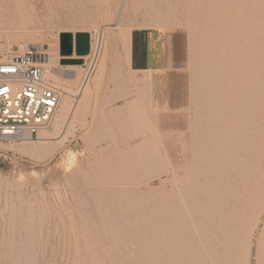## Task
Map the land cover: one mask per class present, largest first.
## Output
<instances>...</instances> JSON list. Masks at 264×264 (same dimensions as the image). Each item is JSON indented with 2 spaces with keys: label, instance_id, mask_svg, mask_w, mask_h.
I'll return each instance as SVG.
<instances>
[{
  "label": "rangeland",
  "instance_id": "1",
  "mask_svg": "<svg viewBox=\"0 0 264 264\" xmlns=\"http://www.w3.org/2000/svg\"><path fill=\"white\" fill-rule=\"evenodd\" d=\"M36 1L6 0L4 5L9 6H0L1 12H4L3 9L8 8V12L18 14L16 11L21 10L20 12L26 14L27 17L24 24L18 20L17 24L7 23L1 25L2 27L0 26V54L13 55L17 53L20 49L17 42L18 39L24 43L26 42L31 47L37 48V50H41V46L46 50L50 48L56 49L57 41H59L58 63L54 62L51 68L52 70L57 69L59 77L57 78L52 75L48 77L62 89V99L59 110L49 125V128L51 126L53 128L56 127V130L51 135L54 139L43 141L40 139L42 137V133H40V138H35L33 141L0 142V264H129L135 258V256L131 258L134 252L136 254L133 255H137L141 263L137 261L138 259H135L133 264H137V262L139 264H155L156 255L153 245L159 244L157 240L159 238L163 239V245L168 244L176 247L181 238L177 234V230H175L176 227L171 222L174 213L178 211H174L173 203L178 201L177 194L179 193L180 186H177L173 182L171 173L163 172L159 176H155L154 169L162 172L173 164L175 168L181 170L185 165V155L187 149L190 148L193 138L192 130L197 128V124H195V122L197 123L196 118L199 119L200 115L203 116L206 113V115L212 116L209 113V109L203 107L205 100L221 102L218 107L225 110L219 109V115L235 112L232 100L233 90L236 87H234L233 83L228 85L229 79H220L223 72L222 65L225 61L224 58L226 59L227 56L225 55L228 52L224 50L222 42H218L219 40L221 41L219 37H216L217 31H215L218 22L212 16L215 14L216 7L220 3L222 4L224 0H207V3L201 0L202 4L198 3L200 0H128L121 21L119 20V13L122 11L121 3L123 0H38L39 3ZM219 1L221 2L219 3ZM232 1L234 4L231 3ZM224 2H227L228 8L229 2L230 6L236 4L238 6L240 4L255 7L257 3L259 4V0H226ZM31 3L38 4L36 9L31 6ZM253 3L255 6H253ZM12 4L16 6H10ZM223 4L225 5V3ZM15 7L18 8L16 9ZM212 10L213 12H211ZM209 14L213 18L209 17ZM204 16L206 19L211 18L213 22L216 21V25L210 20H205ZM250 17H255V15H250ZM118 20L120 21L119 27L111 29L112 31L119 32L120 28L124 27L125 31L130 30L132 36H134L139 31L150 32L158 30L156 26L160 23V25L165 26L163 28L164 31L169 32L170 36L173 37V55L176 58L174 57V61L172 62L173 82L168 109L163 107V109H155L151 106L146 96L142 98L146 94V91L141 90L138 87V83L134 80L129 79L124 82L123 72L126 69H124L126 57H129L130 54L127 53L128 49L123 45L124 43L121 40L118 42L115 40L116 51L108 61L106 75L100 79L95 87H93V83L91 84L93 74L96 71L94 72L93 69L90 75L91 69L89 70V68L91 66L93 68L95 62L94 60L93 65H91L94 58L93 54L95 53V58L97 55L98 46L96 47V45L98 44L99 34L103 27L114 25L118 23ZM204 20L207 22L206 24L203 23ZM175 23L179 25L177 26ZM193 23L196 24L195 27ZM169 24H175L176 26ZM207 26H211L208 27L210 31H208ZM81 31L90 33L96 52L94 50V53L90 57L87 59L83 58V62L80 64L62 63L64 57L61 55L60 50L61 33L71 32L75 35ZM57 34L58 36H56ZM200 35H203L206 39ZM216 38L218 41H216ZM197 45H199V48ZM248 45L246 43V47ZM213 47H216V49ZM217 47L220 49L218 50ZM208 49L210 50L208 51ZM220 51L226 53L224 54ZM217 58L221 61L219 62L222 64L220 65L221 67L218 65L219 59L217 60ZM203 59L205 60L203 61ZM230 63L232 65V62ZM214 65L216 69L218 65L221 71L219 69L216 70ZM195 66L197 69H195ZM233 69L232 66L230 69H225V71L229 72L228 76H232ZM88 72L92 78L90 82L92 88L88 93H82V86L89 76L87 75ZM211 72L214 73V77L217 75L219 80L217 78H214L212 81L209 80L212 85L209 82L206 84L204 81H201L205 78L204 74L207 77L211 75ZM127 73L130 75L131 72L127 71ZM196 80L199 82L198 85H196ZM225 81L228 83L225 84L226 86H224L222 92L220 88L223 87ZM213 82H215L214 85ZM202 84L204 86L207 85L209 88L213 87L211 89L212 92L210 94L206 93V88ZM229 86L232 88L231 92ZM207 95L211 96L208 97ZM228 95L230 96L229 98ZM78 98H82L83 100L80 101L79 106ZM199 101L203 104L199 103ZM222 101L224 105H222ZM194 117L196 121L193 124ZM58 119H61V121L59 120L58 122ZM46 129L48 127L43 130ZM25 144L34 147L47 145L48 149L42 153L28 151L23 148ZM147 149L150 150L147 151ZM146 151L147 153L149 152L148 156ZM71 152H74L76 155V158L73 159L74 162L70 159ZM138 153L146 154L147 157L152 155L153 159L151 158L152 160L147 164L144 163L146 165L150 164L149 168L145 169L144 166L146 165H143L140 161H136L134 164L132 158L139 159V157H136L140 156ZM122 154L129 156L127 157V163L123 162L124 160L121 161L120 157H123ZM68 161L70 162L68 163ZM121 162L124 166L127 164L128 168H132L134 165L137 166V162H140L139 167H134L131 170V173H133L132 178H118L121 175L120 172L125 170L122 169ZM141 164L143 167H141ZM105 165L110 168L108 171L112 172L106 171ZM110 165H112V168ZM108 173H111V177ZM74 176L76 177L74 178ZM116 176L117 178L115 179ZM172 183H174V186ZM134 186L139 193H133L137 198L140 196L138 199H142L141 203L139 200L137 201V198L135 200L132 198L134 197L132 193V195L129 194L128 190L130 189L128 188ZM109 189L110 191L113 189L114 197L116 196L113 201L110 199L115 204L114 208L111 207L113 205L111 202L110 204L107 203L113 194L112 191V193L109 192ZM130 192L132 191L130 190ZM175 192L176 197H174ZM169 193H172V195ZM107 194H110L108 198ZM125 194L126 197L128 195L131 196L129 199L133 204L125 198ZM119 195L124 198L119 197L120 200H118L119 198L117 199V197ZM88 199L90 200L88 201ZM142 201L144 202L143 205ZM89 202L90 204L92 202V205H94L91 209L89 207L92 205ZM136 202L137 205L135 204ZM167 202L168 204H166ZM108 205L111 206L107 207ZM132 205L133 207L134 205L136 206L131 208ZM142 206H144L143 210ZM155 206H158V209ZM86 207L87 210L85 211ZM124 207L128 211L123 209ZM98 208L99 210L96 212ZM137 208L140 210L138 211ZM107 209L109 212L111 211L110 214ZM130 209H134L133 212H137L133 213L132 210L130 212ZM122 210H125L127 215ZM114 211L119 215L116 216L117 214ZM263 212L264 210L260 213L261 217L259 216L258 224L255 226L256 229L254 228L255 232L253 231L250 239L252 241H250V250L249 248L247 250L249 254L245 251L244 258L242 257V261H239L241 264H264ZM111 213L113 214L112 218L120 216L119 221H121V218L126 220H123V224L127 223L125 225L127 227L125 228L121 224L124 226L122 227L120 225L122 221L119 223L117 219H115L117 221L113 222V219L109 217L112 215ZM158 213L160 215L157 216ZM128 215L131 216V219ZM155 215L156 217H154ZM98 218L99 220L101 219L100 222L103 224L99 222ZM132 219L134 220L131 221ZM108 222L110 223L108 224ZM131 222L133 225L135 223L134 227L131 226ZM111 223H116L117 226ZM118 224L121 226L120 228H124L125 230L119 229ZM111 226H116L117 228L114 227L116 231ZM100 227L105 230L100 229L103 232L102 234L99 233ZM129 227L133 228L130 229ZM128 228L132 230L130 234L129 230H126ZM117 229L121 232V236L126 231L128 239L126 238V234H124L123 238L125 237V242L123 238V240L119 238L120 234ZM171 229L174 231L170 232ZM114 231H118V237ZM154 233H158L157 235L160 237L157 238L158 236H155ZM171 234L172 236L174 234L178 236L175 238L174 235L173 238ZM166 240L171 242L168 243ZM128 243H130L128 245L129 248L126 247ZM131 245H133L135 251ZM172 246L171 248H174ZM132 250L134 252L130 255L129 251L132 252ZM152 250L151 254L150 251ZM166 250L170 251V247L168 249L164 247V254L162 255L168 253ZM15 251L16 253L14 254L13 252ZM20 251L24 254H21ZM177 252L175 254L176 257H180L179 250ZM12 254L15 256H12ZM124 256H128V258ZM162 257L164 258L165 256ZM182 262L189 264L190 261L184 259Z\"/></svg>",
  "mask_w": 264,
  "mask_h": 264
},
{
  "label": "bare ground",
  "instance_id": "2",
  "mask_svg": "<svg viewBox=\"0 0 264 264\" xmlns=\"http://www.w3.org/2000/svg\"><path fill=\"white\" fill-rule=\"evenodd\" d=\"M5 1L6 0H2L0 3V6H2V5H3V7L7 6V5H4ZM127 1L128 0H123L121 3V8H122L121 10L122 11L119 13V20L120 21L122 20L123 12H125L124 8L126 6ZM206 1L207 0H204L203 2H206ZM224 1H226V0H224ZM224 1H222V2L225 3V5L223 3L221 4L220 3L221 1H219L220 4L218 5V7H216L217 9L215 10V14L214 15L211 14L214 17V19L215 18L217 19L218 23L216 21L215 22L211 21V18H213V17H211L210 14H209V17H211L210 19H206V17H208V15H206V17L205 16L204 17H205V20H207V21L210 20L215 25L217 23V28L215 30V31H217L216 37L217 38L219 37L221 39V41L220 40L218 41L217 38H216V41L222 42L224 50L227 51L228 53H230V54L227 53L225 55L227 57H226V59L224 58V60H225L224 62L222 60L223 65L221 63H219L221 61L219 58H217V60L219 59L218 65L219 66L222 65V69H223L222 73L220 72L221 70L218 68V65H217V69H216L215 65H214V68L216 70H218V69L220 70L218 72L221 73V77L219 76L221 80L222 79H229L228 85H230V83H233L235 85L234 87H236L233 90V100H232L233 101L232 103L235 107V112H233L231 114L219 115L218 114L219 109L225 110L223 108L218 107L221 104V102L220 101L215 102L216 100L214 102L210 101V100H205L204 101L205 105L203 107H205V109L208 108L209 113H211L212 116L206 115L207 114L206 113L203 116L200 115L199 119L196 118L197 123L195 122V124H197V126H196L197 128L195 127L196 129L192 130L193 138L191 140L190 148L187 149V152L185 155V157H186L185 165L182 167L181 170H178L177 168H175V166L173 164L171 165L170 168H165L162 172H158V171H156V169H154L155 176H159L163 172L171 173L172 178H173V182H175V184H177V186L178 185L180 186V189L178 190L179 193L177 194L178 195V201L173 203V208H175L174 211L175 210H178V211H176L177 213H174V215L171 219V222L173 223L172 225H174L176 227L175 230H177V234L181 238L180 241H178V244L176 245V247L172 246V245H168V244L163 245V243H164V241L162 242L163 239L159 238L160 236L157 235L158 233L157 234L154 233L155 236L157 235L158 236L157 238H159L158 240L156 239L157 242L159 243L158 245L152 244L154 246V252L156 255V257H155L156 259L154 260L155 264H184L182 262V261H184V259H187L188 261H190L189 264H191V263L192 264H235V263H239V261L244 256L245 251H247L248 248L250 247V241H251L250 239L252 237L253 231L255 232L254 228L256 229L255 226L258 224L257 221L259 219L260 213L264 210V0H259V4L257 2H255V3H257V6H255V4L253 3V6H255V7H252L251 5L245 6V5H240V4L237 6L238 3L236 1H234L235 3H237L236 5L231 4L232 6H230V2H229V8L226 5V3L228 1L227 2H224ZM247 1H249V0H247ZM250 1H252V0H250ZM255 1H257V0H255ZM36 2L39 3L38 0ZM198 3L202 4L201 0ZM231 3H233V1ZM249 3H251V2H249ZM195 4L197 5V3H195ZM37 5L35 3H31V6L35 9H36ZM212 5H214V3H212ZM10 6H16V5L12 4ZM204 9H206V8L204 7ZM3 10H4V12L0 11V26L5 25L7 23L17 24L18 20L21 21L22 24H24L27 20L26 14H22L20 12L21 10L16 11V13H18V14H14V13L12 14V13L8 12V8H5ZM168 10H169V8H168ZM213 10L211 12H213ZM240 10H242V11H240ZM185 12H186V10H185ZM202 14H204V13H202ZM250 15H253V16L255 15V17L251 18ZM119 20H118V23H116L114 25H107V26L102 28V31L100 30L101 32L99 34L100 36H99L98 44L96 45V47L98 46L97 47L98 51L96 52V50L94 49L95 48L94 43L92 42V50H91L90 54L83 56V58L87 59L88 57H90L94 53V50H95V52L97 53L95 66L98 65L99 60H101V65L98 67L99 74L103 73V71L105 69V62H106V59L108 56V51L112 47V43L114 40H117V42L119 40H121V42L124 43L123 45H125L128 49V52L127 51L126 52L130 54L131 44H132V33L130 32V30L125 31V28L123 26H122L123 28H120L119 32H115V31L111 30L113 28L119 27V22H120ZM196 20H197V17H196ZM205 20H204V22L203 21L202 22L206 24L207 22ZM197 23L199 24V22H197ZM175 24H169V25L173 26ZM143 25H145V24H143ZM154 25H155V23H154ZM176 25L178 26L179 24H176ZM195 25L196 24H194L193 26L195 27ZM199 26H201V24H199ZM212 26H213V24H212ZM164 27L165 26L160 25V23H159V25L156 26V28H162V29ZM208 27H211V26H207V28ZM200 28H199V30H200ZM105 29H108V30H105ZM208 29L207 30L210 31V28H208ZM211 34H212V32H211ZM207 35H209V34H207ZM213 35H215V34H213ZM56 36H58V34ZM200 36L205 38L203 35H200ZM32 37H33V35H32ZM198 37H196V38H198ZM28 38H29V36H28ZM36 38H38V37L36 36ZM196 38H195V42H196ZM213 40H214V38H213ZM23 41H25V40H23ZM202 41H204V40H202ZM17 42H18V46L20 49H22L26 46H29L26 44V42L24 43V42L20 41L19 39ZM246 43H247V45L249 44L248 47H246ZM203 44H205V43H203ZM217 44H219V43H217ZM199 45H201V44L199 43ZM199 45H197L198 48H199ZM203 46H202V48H203ZM218 46H220V45H218ZM58 47H59V41H57V48L56 49L50 48V49L46 50L41 46V50H38L42 55V59H43L42 62H43L44 67H46V69H47V75L48 76L52 75V76L57 77V78L59 77V72L57 71V69L52 70L51 68L54 65V62H56V64L58 63V57H59L58 56L59 55ZM114 47L115 46H113V48ZM208 47H209V44H208ZM214 49H216V47ZM219 49L220 48H218V50ZM195 50L197 51V49H195ZM209 50L210 49H208V51ZM208 51L206 50V52H208ZM54 52H55V54H54ZM210 52H212V51H210ZM222 52L224 53V51H222ZM43 54H45V56H43ZM93 55L95 56V53ZM74 57H78V55L74 54ZM126 58L128 59L129 57H126ZM213 58H215V57H213ZM128 60H127V62H128ZM204 60L205 59H203V61ZM230 62H232V65ZM199 63H200V59H199ZM200 65H201V63H200ZM198 66H199V64H198ZM231 66L234 68L233 73H231V75L233 77L232 76L230 77V75L228 76L229 72L227 70L225 71V69H230ZM111 67H112V65H111ZM211 67H213V66H211ZM91 68H92V66H91ZM91 68H89V70ZM195 69H197V67ZM196 71H198V70H196ZM203 72H205V71H203ZM87 75H89V72ZM90 75H91V73H90ZM201 75H202V73H201ZM213 75H214V73H212V72H211V75H209L207 77L204 74L205 78H203L204 80L202 79L201 81H204L206 84H207V82H209L210 85H212L209 80L212 81V80H214V78H217V75H215V77ZM89 76L87 77V79L85 80V82L82 86V93H88L91 89L90 82H91L92 78H91V76L90 77ZM96 77H98V76H96ZM228 77H230V78H228ZM136 79H134V80H136ZM142 79H144V78H142ZM145 79H146V77H145ZM94 80H96L95 77H94ZM148 80H149V76H148ZM217 80H219V78H217ZM228 82L227 81L224 82L223 87L220 88V91L223 92L224 86H226L225 84ZM196 83H197L196 85H198L199 82H197V80H196ZM222 83H223V81H222ZM200 84H201V82H200ZM214 84H215V82H213V85ZM204 87L206 88L205 89L206 93L210 94L212 92L211 89L213 87L209 88L207 85H205ZM229 88H231V87L229 86ZM198 89H200V88L198 87ZM231 91H232V88H231L230 92ZM203 93H205V92H203ZM223 95H224V93H223ZM207 96L210 97L211 95L210 96L207 95ZM229 97L230 96L228 95V98ZM81 100H82V98H78V103H79L78 106L80 105ZM199 103L203 104L200 101H199ZM222 105H224V102ZM228 112H230V111L228 110ZM59 120L61 121V119H58V122H59ZM196 120L194 117V120L192 121L193 124H194V121H196ZM57 126H58V123H57ZM55 128H53L51 126L50 128L48 127V129H46V130H42V132H40V133H42V137L41 138L38 137V138H40L43 141L54 139V137L51 135H52V132L54 130H56ZM57 129H58V127H57ZM23 148L28 150V151H33V152H38V153H42L48 149L47 145L41 146V147H34L31 145H27V144H25L23 146ZM149 150L147 149V151H149ZM147 151H146V153H147ZM138 152H140V151L138 150ZM131 153H132V151H131ZM133 153H135V151H133ZM144 153H145V151H144ZM138 154H140V153H138ZM148 154H149V152L147 153V156H148ZM142 155H143V153L140 154V156H136V157H139V159H137V160L135 159V157L132 158L134 164L136 161H140V162H142L143 165H146L147 163H149L150 160L153 159L151 157L152 155L149 157H147L146 154L143 156ZM125 156H126V154L123 155L122 158L120 157V159H121V161L124 160L123 162L127 163V161H128L127 157H129V156H126V157ZM130 156H132V155H130ZM75 158H76L75 153L71 152V157H70L71 161H73V159H75ZM69 162L70 161H68V163ZM140 162H137L138 165L137 166L134 165L132 168H128L127 164L125 166L122 165V162H121L122 169H125V170H122L121 171L122 173L120 172L121 175L118 176V178H124V177L132 178L133 173H131V170H133L134 167H139ZM144 163H146V164H144ZM142 164H141V167H143ZM107 165L109 166V164H107ZM149 165L150 164L144 166V168L145 169L149 168ZM108 166H106V169H105L106 171H108L110 169ZM111 166L112 165H110V167ZM119 168H121V167H119ZM108 172H112V171H108ZM110 174L108 173L109 176H110ZM76 176H77V174H76ZM76 176H74V178ZM116 178H117V176L115 177V179ZM130 184H133V183H130ZM172 184L174 186V183H172ZM161 186H163V185H161ZM177 186H176V188H178ZM128 189H130L132 191V192H130V190H128L130 195L133 194L134 197H132V198H134V200H135V198H137V197H135L134 193L137 194L139 192L136 190L135 186L128 188ZM111 191L113 192V189H111ZM111 191L109 189V192H111ZM117 191L115 192L116 195H117ZM123 191H124V189H123ZM128 191H125V192H128ZM172 192H174V191H172ZM110 194H107V198H108V196H110ZM174 194H173L174 197H176V192ZM114 195L115 194L113 192V194L110 196V198L108 200L109 202H107V203H109V204H110V202L112 203L113 199L116 197V196L114 197ZM121 195H119L117 197V199L119 197L122 198ZM130 195H128L126 197V194H125V198L128 199L129 201H131L129 199V197H131ZM170 195H172V193ZM112 196H113V198H111ZM138 198H140V196ZM138 198H137V201L139 200ZM169 198H170V196H169ZM89 200L90 199H88V201ZM118 200H120V198ZM141 200H139L140 203H141ZM175 200H177V199H175ZM124 201H125V199H124ZM89 204H90V202H89ZM92 204L93 203L91 202L90 205H92ZM131 204H133L132 201H131ZM131 204H129V205H131ZM135 204L137 205V202ZM143 204H144V202L142 201V205ZM161 204H162V202H161ZM166 204H168V202ZM114 205L115 204H113L112 206L110 205V206L113 207ZM136 205H134V207ZM164 205H165V203H164ZM93 206L94 205L90 206L89 209H91V207H93ZM110 206L108 205L107 207H110ZM138 206H139V204H138ZM140 206H141V204H140ZM144 206H142V210H143ZM126 207H124L123 209H126ZM134 207H133V205L131 206V208H134ZM157 207L158 206H155L156 209H158ZM164 209H165V207H164ZM86 210H87V207H86L85 211ZM98 210H99V208L96 209V212ZM109 210H111V209H109ZM131 210L132 209H130V212H131ZM133 210H132V212H133ZM139 210L140 209H138V211ZM92 211H94V210H92ZM107 211H108V209H107ZM116 211H114V213H116ZM122 211H120V213H122ZM110 212H109V214H110ZM134 212H137V211H134ZM140 213H141V211H140ZM116 214H115L116 216L119 215L118 213H116ZM125 214H126V211H125ZM93 215H95V214H93ZM130 215H131V213H130ZM158 215H160V213H158L157 216ZM111 216H113V214L110 215L109 217H111ZM119 217L118 218H115V217L112 218L111 217V218L113 219V222L118 220L117 222L120 223L122 221L120 223V225H121V224H123L124 219L121 218L120 219L121 221H119ZM129 217L131 219V216H129ZM154 217H156V215ZM99 218H98V220H99ZM164 218H165V216H164ZM115 219H117V220H115ZM100 220H99V222H100ZM133 220L134 219H132L131 221H133ZM124 221H126V220H124ZM96 222H98V221H96ZM159 222H161V221L159 220ZM166 222H167V220H166ZM100 223H102V222H100ZM100 223H99V225H100ZM109 223L110 222H108V224ZM128 223H129V221H128ZM162 223H164V222H162ZM130 224H132V222ZM112 225H116V223L115 224L113 223ZM120 225H119V229H121V230L124 229V228H120L122 226V225L121 226ZM156 225H157V223H156ZM163 225H165V224H163ZM96 226L99 227L98 225H96ZM116 226H111V228L114 229V227H116ZM124 226H122V227H124ZM131 226L134 227L135 223H134V225L132 224ZM149 226H151V225H149ZM97 227H96V229H98ZM102 227H104V226H102ZM126 227L127 226H125V228ZM133 227H129V228L131 229ZM129 228L126 230H129ZM158 228H159V226H158ZM100 229H101V227L99 228V233L102 234L103 232L100 231ZM119 229H117V230L119 231ZM101 230H103V229H101ZM156 230H157V227H156ZM156 230H155V232L158 231V230L157 231ZM96 231L98 232V230H96ZM103 231H105V230H103ZM130 231L132 232V230H129V234H130ZM173 231L174 230L171 229L170 232H173ZM117 232H115V233H117ZM191 232H193V233H191ZM118 233L120 234L119 238L122 239L124 234H126V231H125V233L123 232L124 234H122V236H121L120 231ZM118 233H117V237H118ZM162 235H164V234H162ZM174 235H175V238H177L176 236H178V235H176V234H174ZM171 236H172V234H171ZM127 237L128 236L126 234V238ZM162 237H165V236H162ZM129 238H130V236H129ZM130 241H132V240L130 239ZM124 242H125V239H124ZM170 242L171 241H169L168 243H170ZM150 243H151V241H150ZM154 243H155V241H154ZM174 243H175V241H174ZM174 243H172V244L174 245ZM129 244L130 243H128L126 245V247H128ZM171 246L174 248H171ZM21 247H23V246H21ZM27 247H28V245H27ZM131 247L133 250L135 249L133 247V245H131ZM164 247H166V249H168L170 247V251L166 250V252L168 251V253H166V255H162V254H164ZM133 250H132V252L129 251L130 255L135 251V250L134 251ZM136 250H138V249H136ZM177 250H179V256L181 255L180 257H176V255H175L176 253H178ZM249 250H250V248H249ZM126 251H128V250H126ZM20 252H21V254H24L22 251H20ZM150 252L152 254L153 250ZM13 253L15 254L16 251ZM33 254L35 255V253H33ZM133 254H136V252H134ZM133 254H132L131 258H133V256H135V258H133L132 260L133 261L135 259L137 260L138 256L133 255ZM137 254H138V252H137ZM247 254H249V252ZM12 256H15V255L12 254ZM162 256H165V257L163 258ZM177 256H178V254H177ZM126 257L128 258V256H126ZM151 257H153V256H151ZM129 258H130V256H129ZM13 259H14V257H13ZM114 260L116 261V259H114ZM139 260L140 259H138L137 261L139 262ZM133 261H131L132 264H133ZM23 262H24V260H23ZM110 262H111V260H110ZM138 262H137V264L141 263V262H139V263ZM152 262H153V259H152ZM131 263H129V264H131ZM186 264H187V262H186ZM239 264H241V263H239Z\"/></svg>",
  "mask_w": 264,
  "mask_h": 264
},
{
  "label": "built area",
  "instance_id": "3",
  "mask_svg": "<svg viewBox=\"0 0 264 264\" xmlns=\"http://www.w3.org/2000/svg\"><path fill=\"white\" fill-rule=\"evenodd\" d=\"M92 42L91 36V50ZM42 60L31 46L0 54V142L33 141L57 114L62 89L48 77ZM95 63L94 56L90 73Z\"/></svg>",
  "mask_w": 264,
  "mask_h": 264
},
{
  "label": "crops",
  "instance_id": "4",
  "mask_svg": "<svg viewBox=\"0 0 264 264\" xmlns=\"http://www.w3.org/2000/svg\"><path fill=\"white\" fill-rule=\"evenodd\" d=\"M157 29L150 32L139 31L132 36L129 60L127 59L128 62L126 60L125 63L127 64L124 67V69H128L127 71L131 73L129 75L125 69L123 72V80L125 82L129 79L134 80L137 78L134 81L138 83V87L146 91V94L142 98L146 96L150 105L155 109H168L170 106L173 82L172 62L174 61V57L176 58L173 55L172 47L174 46V41L169 32L164 31L162 28ZM113 46L115 47L113 48ZM115 51L116 41L114 40L112 47L108 51L103 73L99 74L98 69L101 65V60L95 66L96 69L94 68V72H96L93 74V80L91 82V84H94L93 87L106 75L108 61L112 58ZM94 77L96 80H94Z\"/></svg>",
  "mask_w": 264,
  "mask_h": 264
},
{
  "label": "water",
  "instance_id": "5",
  "mask_svg": "<svg viewBox=\"0 0 264 264\" xmlns=\"http://www.w3.org/2000/svg\"><path fill=\"white\" fill-rule=\"evenodd\" d=\"M60 50L64 57V64H80L83 56L91 52V35L88 32H78L75 35L71 32H63L60 35ZM74 54L78 57H74Z\"/></svg>",
  "mask_w": 264,
  "mask_h": 264
}]
</instances>
